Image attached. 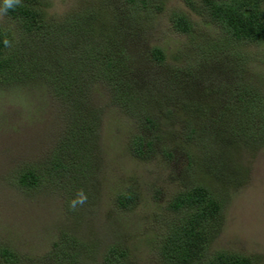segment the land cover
Returning <instances> with one entry per match:
<instances>
[{"label":"trees","instance_id":"trees-1","mask_svg":"<svg viewBox=\"0 0 264 264\" xmlns=\"http://www.w3.org/2000/svg\"><path fill=\"white\" fill-rule=\"evenodd\" d=\"M120 2L127 14L119 20L105 1L60 21L47 16L41 0H21L22 6L2 15L0 90L43 88L60 105L64 122L48 160L22 169L15 179L16 188L26 193L38 189L61 193L65 214L72 221L69 229L59 231L38 264H138L120 242L98 253L96 243L74 233L93 200L92 180L98 167L99 114L89 102L93 83L107 89L112 104L141 118L140 132L128 144L133 158L143 161L158 151L170 162L171 146L184 156V172L176 178L179 188L150 217L156 234L147 241L155 253L149 264H253L239 254L209 251L208 245L220 230L231 193L243 184L246 172L237 161L239 154L264 147V77L245 71L254 61L248 49L264 47V0H182L216 35L213 40L194 41L191 63L159 69L166 78L153 87L132 79L135 69L122 44L153 11H161L162 0ZM172 25L191 37L192 28L183 15L175 16ZM5 38L10 47H5ZM150 57L156 66L165 61L159 47L151 48ZM213 66L217 68L213 79L225 66V82L210 86L206 81L200 89V75ZM169 123L178 124L173 135L165 130ZM163 143L164 147L158 146ZM78 189L86 192L88 202L71 211L68 202ZM135 197L131 191L117 193L114 203L129 211ZM160 211L167 217L161 218ZM24 260L0 244V264H24Z\"/></svg>","mask_w":264,"mask_h":264},{"label":"rangeland","instance_id":"rangeland-1","mask_svg":"<svg viewBox=\"0 0 264 264\" xmlns=\"http://www.w3.org/2000/svg\"><path fill=\"white\" fill-rule=\"evenodd\" d=\"M100 1L115 10L118 20L127 14L120 0H41L46 4L47 16L57 21ZM177 15L188 20L191 37L173 28L172 20ZM201 21L182 0H162L161 11H153L149 20L137 25L140 30H131L123 40L122 48L131 60L129 65L135 69L132 79L153 87L166 78L159 69L164 72L169 71L168 66L180 68L191 63L192 52L196 50L194 41L213 40L216 35L213 28ZM2 22L0 16L1 25ZM152 47L163 51L162 66L154 65L151 60ZM248 51L254 61L246 65V73L264 77V47H251ZM220 63L223 65L222 60ZM216 69L209 67L210 72L200 75L203 78L198 84L200 89L206 81L210 86L225 82L228 76L225 66H221L213 79ZM92 85L89 102L99 114L98 167L92 180L93 200L87 204L88 212L77 222L74 233L77 238L96 243L98 253L120 242L131 250L138 264L153 263L155 253L147 241L156 230L150 217L179 188L176 178L184 172V156L171 146L170 162L158 151L143 161L133 158L128 144L140 132L141 118L131 117L112 104L106 88L98 83ZM61 111L60 105L43 88L0 90V244L24 257V264H38L37 260L49 251L59 231L72 222L65 214L61 193L48 189L26 193L15 186L19 171L37 167L50 157L64 129ZM177 125L169 123L166 132L173 135ZM237 161L246 175L243 184L231 193L222 213L220 230L208 249L232 252L251 259L253 264H264V147L255 153L241 152ZM128 191L136 196L132 210L117 209L115 195ZM159 214L161 218L167 217L164 211Z\"/></svg>","mask_w":264,"mask_h":264},{"label":"clouds","instance_id":"clouds-1","mask_svg":"<svg viewBox=\"0 0 264 264\" xmlns=\"http://www.w3.org/2000/svg\"><path fill=\"white\" fill-rule=\"evenodd\" d=\"M17 6H22L21 0H0V16L5 15L9 10H14ZM5 47H10V41L4 39ZM88 202V195L83 189H78L73 199L68 202L69 209L76 211L78 207L84 206Z\"/></svg>","mask_w":264,"mask_h":264}]
</instances>
